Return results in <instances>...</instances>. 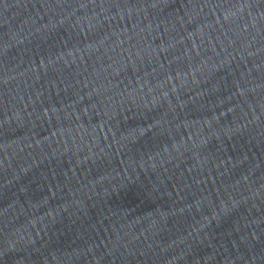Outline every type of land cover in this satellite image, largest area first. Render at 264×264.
<instances>
[{"label":"water","instance_id":"95a60500","mask_svg":"<svg viewBox=\"0 0 264 264\" xmlns=\"http://www.w3.org/2000/svg\"><path fill=\"white\" fill-rule=\"evenodd\" d=\"M0 264H264V0H0Z\"/></svg>","mask_w":264,"mask_h":264}]
</instances>
